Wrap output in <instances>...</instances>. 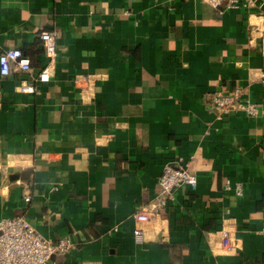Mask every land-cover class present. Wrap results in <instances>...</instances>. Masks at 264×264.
I'll use <instances>...</instances> for the list:
<instances>
[{
	"label": "crops",
	"instance_id": "1",
	"mask_svg": "<svg viewBox=\"0 0 264 264\" xmlns=\"http://www.w3.org/2000/svg\"><path fill=\"white\" fill-rule=\"evenodd\" d=\"M0 0V53L20 48L32 75L0 73V219L24 216L76 246L56 264H264V0ZM236 85L258 117L218 115L210 97ZM198 177L136 237L167 163ZM240 184L238 196L225 179ZM29 185L31 199L25 201ZM230 230L234 248L221 243Z\"/></svg>",
	"mask_w": 264,
	"mask_h": 264
},
{
	"label": "built area",
	"instance_id": "2",
	"mask_svg": "<svg viewBox=\"0 0 264 264\" xmlns=\"http://www.w3.org/2000/svg\"><path fill=\"white\" fill-rule=\"evenodd\" d=\"M214 8H247L252 7L255 0H203ZM55 31L44 30L40 33L43 52L48 62L38 72L32 75L31 59L20 48H8L0 53V73L9 75L12 71H20L31 75V82L20 85V91L34 93L39 83L50 81V68L56 57ZM264 83V79H263ZM210 105L218 115H227L231 112L243 113L249 117H258L261 113L260 103L253 101L248 90L240 85L229 90H220L210 97ZM194 157L185 159L179 157L176 163H167L159 178L161 192L156 201L144 205L134 217L138 223L136 237L141 240L144 235L143 226L161 217L162 209L166 208L175 199V192L184 185L195 189L198 177L190 170V163ZM224 188L233 191L236 195L243 194L240 184L234 185L230 179H225ZM28 193L25 201L31 199L29 185H25ZM264 234V227L261 231ZM230 230H222L221 243L225 249L234 248ZM76 246L70 236L59 239H50L39 232L24 216L5 217L0 219V264H56L57 257H63Z\"/></svg>",
	"mask_w": 264,
	"mask_h": 264
}]
</instances>
